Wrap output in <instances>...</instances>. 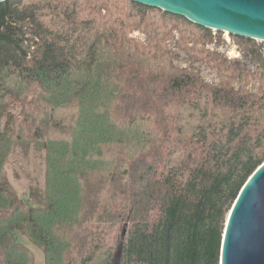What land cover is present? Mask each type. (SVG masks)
Here are the masks:
<instances>
[{
    "label": "trees",
    "instance_id": "1",
    "mask_svg": "<svg viewBox=\"0 0 264 264\" xmlns=\"http://www.w3.org/2000/svg\"><path fill=\"white\" fill-rule=\"evenodd\" d=\"M174 32L190 67L174 65ZM230 36L264 64L253 40ZM212 38L131 0L0 4V264H35L25 241L44 264H72L89 236L79 264H220L227 214L264 162V72L198 47ZM32 149L43 185L24 200L7 166ZM138 162L154 164L147 202L94 238L105 184Z\"/></svg>",
    "mask_w": 264,
    "mask_h": 264
},
{
    "label": "water",
    "instance_id": "2",
    "mask_svg": "<svg viewBox=\"0 0 264 264\" xmlns=\"http://www.w3.org/2000/svg\"><path fill=\"white\" fill-rule=\"evenodd\" d=\"M131 1L216 32L264 42V0ZM220 264H264V162L243 184L227 214Z\"/></svg>",
    "mask_w": 264,
    "mask_h": 264
},
{
    "label": "rangeland",
    "instance_id": "3",
    "mask_svg": "<svg viewBox=\"0 0 264 264\" xmlns=\"http://www.w3.org/2000/svg\"><path fill=\"white\" fill-rule=\"evenodd\" d=\"M226 34L227 33L225 32H221V34H218L216 31L214 32L212 30V42H217L219 46L218 50H223L225 52L228 51L231 57L237 56V52L239 53V51H242L243 54L244 49H247L246 46L238 44L233 37H231L230 35H228V37ZM25 38L26 37H24V40ZM24 42L26 43L27 41ZM208 43L210 42L199 44L198 47L205 50L204 46ZM253 43L255 51L259 54H263L264 42L254 41ZM209 51L216 52L211 50ZM173 52L176 56L174 57L175 66L181 67L182 65L181 62H177L178 59H182L185 61L184 64H188L184 52L177 50ZM217 53L222 56L219 52ZM242 54L240 60L243 63L247 64L253 71H258V68L254 65V59L249 57V50L248 53L245 54V57L243 59ZM222 57L225 58V56ZM191 67H193L198 75L201 76L207 83H210L214 80V72L209 70L204 64L195 63V65ZM235 87L238 88V84H235ZM13 112H18V109H14ZM153 165V163L147 164L144 162H138L131 169L125 168L123 166L121 171L115 173L113 181L109 180L105 184V188L102 191L100 200L98 202L97 213L90 219L91 222L87 225L89 232H94L96 234L94 235V238H97V233H99L98 231L102 230L100 236L102 240H109L114 225L123 221L126 214L128 217H132L138 214L139 209L137 207H142L143 202H147V195L149 192L148 184L151 168L153 167ZM7 169L10 181L20 198L26 200L28 194L31 191L40 192V190L42 189L44 170L41 153L35 152L32 149L27 158H22L15 155L7 166ZM127 202H136V204H133L128 212L127 209H125ZM91 238L92 237L90 236L88 237V243L86 245L87 252L81 251L80 248L74 249V251L72 252V264H79L81 258L91 250ZM24 243L33 252L35 257V264H44L41 251L30 245V243H28L27 241H25Z\"/></svg>",
    "mask_w": 264,
    "mask_h": 264
},
{
    "label": "built area",
    "instance_id": "4",
    "mask_svg": "<svg viewBox=\"0 0 264 264\" xmlns=\"http://www.w3.org/2000/svg\"><path fill=\"white\" fill-rule=\"evenodd\" d=\"M214 32H215V31H214ZM226 35L228 36L229 34H226ZM130 37L133 38V39H135V40L143 41L145 35H144V33H143V30H140V31H139V30H134V31L132 32V34H130ZM228 37H229V36H228ZM177 40H178V34H177L176 32H174L173 35L170 37V39L166 42V44H165L166 47H167L169 50H171L172 52H173V51H176L177 49H176L175 45H176ZM204 48L207 49V50H211V51L219 52L222 56H225V58H226L228 61H241L240 59H241L242 51H239V53L237 52V56H235V57H231V56L229 55V52H228V51L225 52V51H223V50H221V51L218 50L219 46H218V44H217L216 41H214V42L211 41L210 43L205 44ZM246 53H248V50H247V49H244L243 54H242V59L245 57V54H246ZM228 55H229V56H228ZM261 55H263V57H264V53L261 54ZM177 62H181V63H182L181 67H189V66H190V63H188L187 65L184 64L185 61L182 60V59H178ZM241 62H242V61H241ZM254 65L258 68V71H257V72H260V73L264 72V64H262V63H258V62H256V61L254 60ZM213 79H214V80H213L212 82H210V83H211V84H215V83H217V79H216V77H215V74H214Z\"/></svg>",
    "mask_w": 264,
    "mask_h": 264
}]
</instances>
